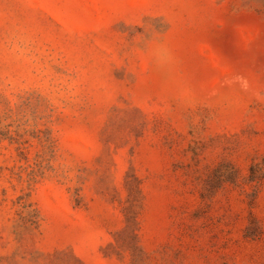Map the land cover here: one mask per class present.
I'll use <instances>...</instances> for the list:
<instances>
[{"label":"rangeland","instance_id":"rangeland-1","mask_svg":"<svg viewBox=\"0 0 264 264\" xmlns=\"http://www.w3.org/2000/svg\"><path fill=\"white\" fill-rule=\"evenodd\" d=\"M0 264H264V0H0Z\"/></svg>","mask_w":264,"mask_h":264}]
</instances>
